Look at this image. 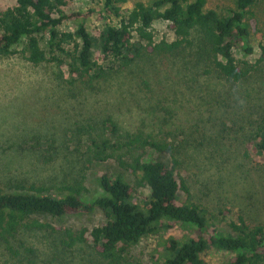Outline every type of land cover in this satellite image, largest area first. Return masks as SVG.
Returning a JSON list of instances; mask_svg holds the SVG:
<instances>
[{"label":"rangeland","instance_id":"1","mask_svg":"<svg viewBox=\"0 0 264 264\" xmlns=\"http://www.w3.org/2000/svg\"><path fill=\"white\" fill-rule=\"evenodd\" d=\"M66 12L90 13L85 26L94 37L93 57L103 63L100 36L109 24L119 26L137 2L119 3L120 15L105 9V0H66ZM17 0H0V12L15 6ZM236 0H209L208 6L227 14ZM264 31V0L253 7ZM81 19L67 20L61 31L75 32ZM155 40H173L168 22L153 25ZM48 36L42 46L48 50ZM134 43L140 38L136 32ZM80 39L68 44L74 49ZM260 39L252 41L253 52L235 49V56L256 65L246 79L231 81L213 70L207 60L198 61L189 51L172 55H141L129 67L111 76L88 83L73 78L55 63L32 64L24 55V45L15 53L0 55V190L29 191L41 187L60 196L65 185L83 181L84 198L102 194L100 175L106 170L123 173L115 160L100 162L91 156L92 138L117 135L103 122L111 118L119 134L143 131L157 139L178 145L179 175L187 181L191 201L208 207L221 231L231 230L232 222L243 217L250 224L264 225V154L255 152L248 133L264 116V60ZM211 70V71H208ZM145 161L171 164L166 153L148 150ZM150 194L149 187L137 190L139 199ZM103 212L72 213L65 217L35 214L57 227L75 231L92 229L103 220ZM192 235L180 224L145 236L126 254L120 264H155L170 237ZM62 236L40 229L23 228L13 242L24 248L14 256L0 240V264H112L96 253L91 243L66 248ZM231 256L212 250L204 255L210 264H224Z\"/></svg>","mask_w":264,"mask_h":264},{"label":"trees","instance_id":"2","mask_svg":"<svg viewBox=\"0 0 264 264\" xmlns=\"http://www.w3.org/2000/svg\"><path fill=\"white\" fill-rule=\"evenodd\" d=\"M128 0H105V9L120 15L119 3ZM209 0H153L137 2L120 25H107L99 43L103 63L93 57L94 37L85 26L90 13L66 12V0H17L15 6L0 12V55L14 54L17 45H24V55L34 65L52 62L66 68L75 79L94 84L114 72L133 64L141 55H172L189 51L198 61L207 60L213 70L231 81H242L256 65L235 56V49L253 52L252 41L260 39L264 60V31L253 7L255 0H236L227 14L208 6ZM81 19L75 32L61 31L67 20ZM157 20L169 23L175 39L155 40L153 25ZM136 32L141 41L134 43ZM48 36V50L42 40ZM77 42L74 49L68 44ZM211 71V70H208ZM103 125L110 128L114 139L92 138L91 156L104 162L115 160L133 181L123 173L106 170L100 175L102 194L86 200L83 181L65 185L63 194L56 196L44 188L31 187L29 191L0 190V240L14 255L24 248L28 254L34 249L13 242L23 228L40 229L62 236L66 248L91 243L102 259L120 264L129 250L145 236L168 230L180 224L192 235L183 239L170 237L161 253L155 255V264H210L204 255L212 250L229 256L224 264H264V225L250 224L243 217L231 223V230L221 231L213 222L211 210L191 201V190L185 178L179 175L178 145L157 139L143 131L119 134V125L111 118ZM257 154H264V116L247 134ZM148 150L166 153L171 164L145 161ZM149 187L150 194L142 199L137 190ZM103 212L102 222L92 229L78 231L57 227L39 219L35 214L65 217L72 213Z\"/></svg>","mask_w":264,"mask_h":264}]
</instances>
